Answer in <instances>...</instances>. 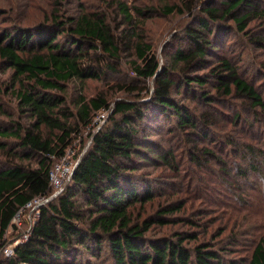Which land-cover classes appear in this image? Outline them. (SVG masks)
Listing matches in <instances>:
<instances>
[{
	"label": "trees",
	"instance_id": "obj_1",
	"mask_svg": "<svg viewBox=\"0 0 264 264\" xmlns=\"http://www.w3.org/2000/svg\"><path fill=\"white\" fill-rule=\"evenodd\" d=\"M262 2L207 0L197 15L191 1L186 3L195 21L185 27L184 47L175 50L167 67L160 66L151 44L136 29L134 13L145 16L148 10L136 7L132 13L124 2H118L127 25L122 29V25L114 28L101 11H83L71 17L56 9L39 23L15 24L0 31V59L20 82L16 96L31 117L26 128L17 121H12L11 127L0 123V153L10 158V162L0 159V248L6 243L7 229L26 204L54 193L50 183L54 158L65 155L72 133L80 132L78 124L87 126L96 112L111 108L101 95L88 100L81 97L74 113L59 93L63 82L101 78L108 70L117 71L124 52H133L139 60L134 61V72L143 82L152 79L154 83L153 88L126 83L119 86L124 90H145L150 102L115 104L107 122L90 134L91 143L79 158L71 179L58 195L37 208L38 215L27 235L20 238L11 255L0 256V264H80L81 253L99 257L105 246L114 264H227L209 243L188 247L186 237L179 233L149 236L154 224H167L171 220L165 215L181 206L167 204L143 221L135 220L134 205H143L154 197L152 185L142 183L136 164L156 159L155 155L151 158L155 150L142 135L147 118L173 116L179 127L200 130L205 137L210 127L219 125L217 117L206 110L197 115L176 97L195 92L193 84L199 87L195 96L208 106L219 98L238 97L258 112L254 118L264 116L263 94L231 59L213 56L227 23L233 21L237 29L246 32L251 18L264 16ZM252 40L264 42L261 37ZM211 78L215 81L214 93L204 89ZM2 106L0 103V115L5 113ZM72 117L76 125L71 124ZM240 117L237 112L233 120ZM43 126L60 133L45 136ZM10 136L21 152L11 149L7 139ZM225 138L248 161L246 174L263 175L264 151L253 147V141L232 135ZM203 153L211 151L204 148ZM194 154L192 158L199 162V153ZM34 157L35 165L23 163ZM158 157L169 161L170 152L159 153ZM246 264H264V234Z\"/></svg>",
	"mask_w": 264,
	"mask_h": 264
},
{
	"label": "rangeland",
	"instance_id": "obj_2",
	"mask_svg": "<svg viewBox=\"0 0 264 264\" xmlns=\"http://www.w3.org/2000/svg\"><path fill=\"white\" fill-rule=\"evenodd\" d=\"M189 1L194 9L193 13L197 15L207 0H0V31L15 24L39 23L56 9L60 14L71 17L83 11H101L107 15V21L114 28L122 25V29L127 25L118 2H124L132 13L136 7L148 10L145 16L134 13L138 22L136 29L143 40L151 44L160 66L167 67L172 63L175 50L184 47L185 27L195 21L186 4ZM262 6L264 7V2ZM171 7L174 8L169 10ZM252 37H261L264 41V16L251 18L246 32L240 31L233 21H229L227 28L223 29L217 39L218 47L213 51V56L231 59L239 72L264 96V42H256ZM134 61L139 60L133 52H124L117 71L108 70L101 78L63 82V91L59 93L65 97L74 113L81 97L88 100L101 95L110 103L111 108L96 112L91 124L87 126L78 124L80 132L72 133V143L66 149L65 158H54L52 170L79 160L91 143L90 134L107 122L118 101H139L144 105L150 102L147 101L149 95L145 94V90L131 91L119 87L126 83L153 88L152 79L143 82L134 72ZM14 76V71L0 59V103L5 111L0 115V123L11 127L12 121H17L26 128L31 117L16 96L21 84ZM214 84L215 81L211 78L204 89L214 93ZM193 88L195 92L184 94V97L176 96L180 103L197 111V115L206 110L219 119V125L210 127L206 134L208 137H205L200 130L179 127L173 116L158 114L154 115L153 120H145L142 135L148 138L146 143L155 150L151 158L155 155L156 159L138 161L136 166L142 183L152 185L154 197L143 205L135 204L133 216L135 220L143 221L167 204H180L179 210L165 215L171 221L164 225L154 224L149 236H175L179 233L186 237L188 247L201 242L209 243L221 253L227 264H246L258 238L264 234V171L263 175L246 174L248 161L237 152V146L226 142L225 136L232 135L240 140L253 141V147L264 151V116L259 114L258 118H254L256 110L238 97H230L228 100L219 98L208 106L195 96L199 93V87L193 84ZM237 112L241 117L235 121L233 119ZM102 113L105 118L99 122L98 117ZM70 121L72 125H76L75 117ZM42 131L45 136L51 137L60 133L44 126ZM7 139L11 149L21 152L12 136ZM204 148H208L211 154H204ZM166 151L170 152V160H160L159 153ZM194 151L199 153V162L192 158ZM0 159L10 162V158L2 153ZM23 163L35 165L36 158ZM69 180H64L63 188ZM54 197L50 195L39 201L46 202ZM37 215L35 203L17 214L5 233L6 243L0 248V256L11 255L20 238L27 235L26 232ZM78 262L114 264L108 246H105L99 257L87 252L81 253Z\"/></svg>",
	"mask_w": 264,
	"mask_h": 264
},
{
	"label": "built area",
	"instance_id": "obj_3",
	"mask_svg": "<svg viewBox=\"0 0 264 264\" xmlns=\"http://www.w3.org/2000/svg\"><path fill=\"white\" fill-rule=\"evenodd\" d=\"M104 118H105V114L102 113L99 115L98 121L102 122ZM100 127L101 126L99 125L97 127V130H99ZM65 155H66V153H65ZM65 155H63L61 158H65ZM78 161L79 160H77L76 163H74V164L60 165L61 167L57 166L56 170L51 169V171H50V183H51L52 187L54 188V193L51 196H56L63 190L64 180L71 179V176L74 172V169H75ZM40 198H44V197H40ZM40 198H36V199L28 202L26 204V206L33 205L35 203V206L38 208L42 203H44V202L39 201Z\"/></svg>",
	"mask_w": 264,
	"mask_h": 264
}]
</instances>
